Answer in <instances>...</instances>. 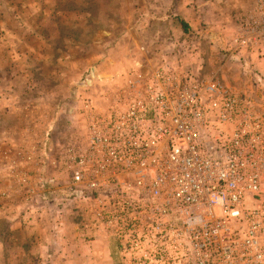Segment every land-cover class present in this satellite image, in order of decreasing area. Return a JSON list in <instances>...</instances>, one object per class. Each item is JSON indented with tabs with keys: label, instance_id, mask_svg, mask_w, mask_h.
I'll return each mask as SVG.
<instances>
[{
	"label": "built area",
	"instance_id": "1",
	"mask_svg": "<svg viewBox=\"0 0 264 264\" xmlns=\"http://www.w3.org/2000/svg\"><path fill=\"white\" fill-rule=\"evenodd\" d=\"M124 84L68 153L81 227L126 264H264V107L218 82Z\"/></svg>",
	"mask_w": 264,
	"mask_h": 264
},
{
	"label": "rangeland",
	"instance_id": "2",
	"mask_svg": "<svg viewBox=\"0 0 264 264\" xmlns=\"http://www.w3.org/2000/svg\"><path fill=\"white\" fill-rule=\"evenodd\" d=\"M195 1H3L14 5L17 22L11 19L13 8L6 9L7 18L21 37V43H17L21 55L7 65L11 71L5 80L24 100L39 97L35 106L44 112L48 111V105H42L47 102L44 98H55L56 111L65 112L68 118L63 122L62 114L58 115V128L40 141L36 161L40 168L39 188L63 193L56 202L72 209L80 228L85 203L75 199L68 187L72 174L68 153L83 138L84 115L94 113L89 108L95 110L126 91V81H180L186 92L204 83L218 82L237 95L255 97L264 107V75L253 68L249 55L244 59L240 56V49L254 50L264 44L258 24L264 18V0H250L248 11L242 12L235 23L227 22L226 27L195 23ZM229 1L233 5L245 4V0ZM241 11L242 8L238 12ZM179 19L187 25L186 32ZM196 30L205 35L199 37ZM215 32L228 40H210L209 34ZM227 33H235V45L228 49ZM7 228L6 221L0 218V237H9L0 248V264H28V249L21 248L15 233Z\"/></svg>",
	"mask_w": 264,
	"mask_h": 264
},
{
	"label": "crops",
	"instance_id": "3",
	"mask_svg": "<svg viewBox=\"0 0 264 264\" xmlns=\"http://www.w3.org/2000/svg\"><path fill=\"white\" fill-rule=\"evenodd\" d=\"M3 1L0 0V218L6 221L7 231L15 233L19 246L28 249V264H126L116 242L105 238L99 230L80 228L72 209L56 202V197L58 200L63 193L56 189L53 192L41 191L39 188L40 168L36 161L42 146L40 141L43 137L48 139L47 136L58 128V115L62 114L63 122L68 118L65 112L56 111L55 98H44L43 101L47 102H42V105H48V111L44 112L35 106L39 97L24 100L5 80L11 71L7 70V65L21 55L17 46L21 37L11 26L6 9L13 8L11 19H16V22L18 13L11 2ZM241 6L233 5L229 0H196L195 23L203 22L206 27H226L227 22L235 23L242 12L248 11L250 0H245ZM240 8L243 11L238 12ZM218 33H210V40L223 37ZM198 35L202 37L205 34L200 32ZM228 36L227 49L235 45V33ZM223 39L228 40V37ZM254 50L240 49V56L244 59L249 55L253 68L264 75V44ZM8 238L0 237V248Z\"/></svg>",
	"mask_w": 264,
	"mask_h": 264
},
{
	"label": "trees",
	"instance_id": "4",
	"mask_svg": "<svg viewBox=\"0 0 264 264\" xmlns=\"http://www.w3.org/2000/svg\"><path fill=\"white\" fill-rule=\"evenodd\" d=\"M179 23L183 29L184 32H186L188 29L187 25L184 23V21L182 19H179Z\"/></svg>",
	"mask_w": 264,
	"mask_h": 264
}]
</instances>
